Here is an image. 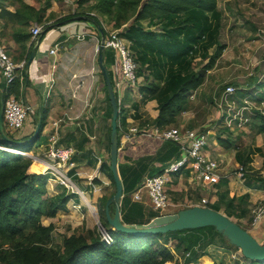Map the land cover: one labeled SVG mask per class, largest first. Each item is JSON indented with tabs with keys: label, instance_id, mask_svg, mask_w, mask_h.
Listing matches in <instances>:
<instances>
[{
	"label": "trees",
	"instance_id": "obj_1",
	"mask_svg": "<svg viewBox=\"0 0 264 264\" xmlns=\"http://www.w3.org/2000/svg\"><path fill=\"white\" fill-rule=\"evenodd\" d=\"M5 1V0H0ZM18 1V0H17ZM87 0H78V3ZM92 8L97 14L104 17H111L114 12L124 15L126 8L134 12L135 21L146 19H159L165 21L167 35L171 36L180 32L182 27H176L175 22H171V18L179 15H189L194 17L197 14H213L216 9L217 0H94ZM8 3V2H7ZM0 4V17L11 20L18 24L12 31V38L15 42L25 50L23 57V65L15 70L16 75L12 81L5 83L4 80L0 84V99L2 102L9 96L18 99L21 95V89L28 83L27 75H24L23 66L28 57L29 50L34 43L32 39L27 48L25 43L30 38L29 31L26 28L32 23L41 25V28L48 24L42 22L43 16L40 9L19 0L18 5L14 7V11L10 12ZM72 16H83L80 21L86 19L91 21L95 26L100 27V23L96 17L80 13L67 14L55 21H61ZM193 25L194 23H188ZM193 27V26H192ZM101 28V27H100ZM43 36V35H42ZM40 37V39L42 38ZM122 36L130 40L140 42L142 32H138L136 28H129ZM39 39V40H40ZM182 41V40H180ZM158 41L149 40V44H156ZM176 42V41H175ZM174 43H164L166 47H175ZM220 47H218V51ZM171 58H178L180 47H176ZM182 51V50H181ZM218 51L209 56L207 62L198 70H190L187 73H172L158 87L157 84H142L137 90L144 98L153 99L156 102L157 113L154 118H149V124L158 128L175 126L180 112L185 110L187 104V95L191 91L200 86L204 80L205 71L210 69L218 56ZM168 52V51H167ZM165 52V54H168ZM112 51L103 48L102 61L107 70L110 82L112 78L109 66L112 62ZM141 59V57H140ZM134 61H137L134 55ZM137 63V62H136ZM100 72V70H99ZM138 74V70H136ZM102 77V74L100 72ZM103 100L105 107L101 113V117L110 118V106L105 92L102 80ZM240 93V92H238ZM262 101V100H261ZM45 110L41 107L39 113L36 112L33 120V127L39 115V130L36 136L30 140H26L32 131L20 137L13 134L17 130H9L2 121V132H0V263L2 264H163L164 261L171 258L168 246L181 253L183 261L181 264H189L197 261L198 257L205 254V248L208 245H215L225 249H237L230 245L226 239L218 233L213 226H203L197 228H186L181 230L168 231L165 233H156L152 235L136 236L124 234L111 229L105 220L103 205L107 197L114 191V184L108 169V163L101 165L108 174L113 190L110 195L100 198L101 216L99 218L101 226L110 236L111 242L105 243L101 240L99 233H93L92 230L85 232L70 233L62 238L59 246L52 247L49 244L50 232L52 229L51 219L57 211H64L66 203L70 198H74L73 194H65L64 192L50 196L46 190L45 173L28 172L30 159L3 148H10L20 151H27L33 145L38 144L40 139V131L45 118ZM133 117L137 118L138 114ZM253 119H257L255 123L256 132H264V114L259 111L255 112ZM118 126L125 127L124 116L117 115L116 131H117V147L119 142ZM11 141H21L18 144L10 143ZM86 141L82 137L74 144L75 151L79 152L81 157H89L90 149H85L83 144ZM217 143L223 148H229V144L220 138ZM109 146V123L107 125V135L105 147L108 153ZM76 154V153H75ZM75 156V155H74ZM74 156L72 159H74ZM118 156V152H117ZM179 156L178 146L170 141H162L158 148L151 154L141 155L131 161L124 157L123 161H118L117 169L122 184V197L119 206V215L123 223H145L154 216L156 212L146 210V208L138 201L130 198L131 192L139 185L143 176L158 175L165 171L170 160ZM93 160L92 158H89ZM88 160V158H87ZM91 161H89V164ZM242 170L245 167V160L242 161ZM36 167V166H35ZM30 168V166H29ZM183 169H179L172 176L177 175ZM244 172L242 173V175ZM91 182L98 184L97 178L91 179ZM198 201V199H197ZM195 201V202H197ZM208 207V205H207ZM185 208V207H184ZM210 208V207H209ZM217 211V207L211 208ZM179 210V209H178ZM108 211L113 212V205L108 206ZM244 214V209L241 210ZM42 219L49 221L43 224ZM236 223V222H235ZM246 260V258L243 257ZM204 260L209 264L207 257ZM264 263V261H254ZM173 264H178L176 261Z\"/></svg>",
	"mask_w": 264,
	"mask_h": 264
},
{
	"label": "rangeland",
	"instance_id": "obj_2",
	"mask_svg": "<svg viewBox=\"0 0 264 264\" xmlns=\"http://www.w3.org/2000/svg\"><path fill=\"white\" fill-rule=\"evenodd\" d=\"M29 1L32 4H34V2L36 3L37 8L35 9H40L39 11L43 16L42 22H46L45 24L55 23L57 18L67 14L71 15L73 13L83 12L84 14L96 17L104 33L117 30L122 36L123 33L131 27L136 28L138 32H142V39L140 42L122 36L128 42L129 48L137 58L136 68L138 70V85L135 84L125 87L127 91H131L130 89L135 90L142 84L155 83L160 87L172 73L184 74L190 70L196 71L204 65L208 57L218 51V47H220L214 64L210 69L205 71L204 74L202 87H204L208 93L212 91L210 96L208 95L206 99L207 96L204 97L199 93H197V95H194L192 93L193 91L190 92V94L188 93V101L185 110H182L184 112H182L180 118L183 120L186 119V116H189L190 119L204 118V123H207L206 125L210 123V125L216 127V133L218 135L222 136L224 139H229V136L234 138L233 144L235 146H240L242 154L245 152L248 143L246 142L247 140L242 137L241 133L243 130L239 129L240 132L233 134L232 131H228L222 122V111L218 107V95L225 86L230 85L234 88L233 93L230 95L234 105L238 106L243 100L246 101L248 109L245 111H250L251 113L248 115L249 119L245 123L246 127H255V123H257V119H253L255 112L260 110L264 113V0H217L216 9L213 14H197L194 17H189V15L174 16L171 18V22H175L174 24L177 25L176 27L182 28L179 33L173 36H171V34L167 35V28H165L166 25L164 24V20L154 18L135 21L133 17L134 12H131L130 9L128 10L127 8L125 10L127 12H125L124 15L119 14V12H114L111 17L107 18L97 14L91 9L92 5L95 3L94 0H87L80 4L78 0ZM143 1L146 0H139V2ZM18 2L19 0H5L0 1V4L15 7L18 5ZM47 9L49 11L46 13ZM85 21L89 20L86 19ZM191 21L194 23L192 25L193 27L188 24L191 23ZM37 25L40 26V24ZM95 32L97 34L98 30L95 29ZM150 39H154L158 42L156 44H149ZM168 42H175V47H166L164 43ZM97 45L98 44H96V47ZM177 46L180 47V51H178L179 57L176 59L171 58V55L176 52L175 48ZM165 52L168 54H165ZM95 53H97V50ZM11 58L16 61L14 56ZM97 76L98 85L94 87V93L89 97V106L85 109V113H91V116L93 114L92 108H95L99 113V111H102L105 107L102 77L99 72V67ZM97 91L99 94H97ZM141 99L147 98L142 96ZM133 114H136L135 111ZM91 116H88L86 118L87 120L83 119L84 122L86 123V121H89L90 125L94 123L95 127H97L94 128L96 129L95 135L98 136V134L100 135L102 133V136L105 135L104 138H106L109 120L106 117L105 120H103L100 116H95L94 118ZM28 117L29 113L27 112L21 127L27 122ZM148 119L149 118L145 117L140 123L139 128L148 129ZM182 126L196 129L195 126L188 125V123ZM142 137L143 139L138 141V151L143 155H146V153H153L162 142L156 138L144 135H142ZM96 139L97 137L93 139L92 144H90V149L93 152L92 156H94L91 158L94 159H78V161L83 164L82 171L84 175H82V179L84 181H81L83 184L79 185L81 182L79 183L76 181L77 178L75 175L69 172L68 176L75 187L67 185L66 187L63 184H57V186L59 185L58 187H62L66 190V194L74 195L72 201L78 204L79 208L78 210L73 209L68 201L65 210H60L51 219L52 229L50 232L49 244L52 245V247L59 246L62 238L72 232L79 234L86 230H92L93 233H99V235H101L99 218L101 216L102 206L100 205V198L110 195L113 187L106 170L101 167L103 163L104 165L108 163L107 149L104 145V150L100 151ZM104 140L106 142V139ZM130 142L119 151L118 161H123L124 157L128 158V161L132 160L130 153L127 155L124 154L125 151L135 145L134 142ZM3 150L5 149L3 148ZM89 161H91L90 164ZM85 164H88V166ZM93 178H97L99 183H92L91 179ZM165 186L166 192L169 193L168 182ZM55 187L54 184L53 187H46L48 193H52ZM190 197L189 195L184 196L183 193L175 192L174 195L168 199V205L161 212L173 213L178 209L192 206L199 198V194L192 192V199ZM88 205L91 206V211L88 210ZM42 223L46 225L49 221L42 219ZM239 226L247 230L245 224H239ZM257 241L261 242L262 237L257 239ZM170 243L169 241V244ZM169 244L166 246L169 249L171 258L164 261L163 264H173L175 261L181 264L183 261L181 253L172 250L168 246ZM233 251L239 253L238 248L230 250V252ZM201 256L198 257L197 261L189 264H198V260L199 264H207L204 260L205 256ZM212 264H225V259L217 258ZM228 264H232V262L228 261ZM240 264L264 263L253 262L247 259L243 260Z\"/></svg>",
	"mask_w": 264,
	"mask_h": 264
},
{
	"label": "crops",
	"instance_id": "obj_3",
	"mask_svg": "<svg viewBox=\"0 0 264 264\" xmlns=\"http://www.w3.org/2000/svg\"><path fill=\"white\" fill-rule=\"evenodd\" d=\"M23 2L37 8L35 2L34 4L29 0H24ZM4 8L10 12L14 11V7L11 5H7ZM48 11L47 9L46 13ZM34 24L32 22L26 28L27 32ZM16 27H18L16 22L0 17V42L5 48L7 55L10 58L14 56L15 62L19 63L23 60L26 49L23 50L20 44L12 38V31ZM95 29L97 27L92 22L74 20L49 28L38 41L34 56L26 71L28 83L22 87L21 95L17 99L28 107L27 112L29 113V117L23 127L13 134L15 137L29 134L34 128L33 120L35 119L34 115L36 112L39 113L41 107L46 111L38 144L33 145L29 150L25 151L31 161L29 166L32 164L30 169L28 166V172L38 173L39 170L37 169H43L42 152L47 144V137L49 135L54 136L56 145H70L73 148H75L74 144L79 139L85 137L86 141L83 144L85 149H90L92 140L97 137L96 142L99 145V150H104L106 143L104 140L106 139L104 138L105 135L102 136L101 133L96 136V129L94 128L97 127H95V124L90 125L89 121L85 123L83 120L91 116V113H85V109L89 106V97L94 93V87L98 85L97 53H95V47L98 44V33L96 34ZM31 40L30 35L29 40L25 43V48L28 47ZM51 47L55 49L53 54L47 52ZM2 81L3 78L0 74V84ZM77 81L81 82L79 87H75ZM202 85L203 82L193 90V94L197 95L199 93L204 97L207 96V99L212 91L208 93ZM130 90L123 89L121 91L119 97V112L124 116L125 127L135 126L139 128L140 123L145 117H155L157 113L155 107L156 102L153 99H141L142 94L137 89ZM102 111L98 113L95 108H92L93 114L91 117H101ZM134 111L139 115L137 118L133 117ZM182 112H180L175 126H182L188 123V125L195 126L196 130L206 133L207 144L203 152L217 163L220 177L216 183L200 185L191 180L188 169H183L182 172L175 176L170 174L168 180L169 193L166 192L168 199L175 192L183 193L184 196L189 195L191 199L192 192L197 193L199 194L198 200L200 198L206 199V206L208 205L210 208L216 206L218 212L236 222L238 225L245 224L247 226L246 231L256 240L261 237L263 240L264 216L256 225H251V210L256 203L264 200V132H256L254 126V128L245 126L231 130L233 134L240 132L239 129L243 130L241 133L242 137L247 140L246 142L248 144L245 152L242 154L240 146L233 144L234 138L230 136L228 137L229 139L222 138V136L216 133L215 126L210 125V123L208 125L204 123V118L190 119L189 116H186V119L183 120L180 118ZM38 118L39 115L37 114ZM150 126L149 124L148 128ZM217 138L227 142L229 148H223L219 145ZM142 139V135H135L130 140L135 145L125 151L124 154L127 155L130 153L132 159L143 155L138 151V141ZM130 141L124 143L120 149H117V158H119V151ZM90 151L92 152L91 149ZM75 152L76 154L73 159L74 165L68 172L75 175L77 178L76 181L80 183L84 181L82 179L84 172L82 171L83 164L78 159H89L94 156H92L93 152L89 157H81L78 151ZM243 160H245L246 168L242 170V173L244 172L242 175L241 172H238V169L239 167L242 168ZM34 161H37V164L33 165ZM85 165L88 166V164ZM40 172L44 173L42 170ZM82 182L79 185H82ZM46 183L45 187H53V184L56 186L53 188L52 193H48L47 191L48 195L53 196L61 192L66 194V190L58 187L59 185L57 186V184L59 183L51 175L47 177ZM66 183L68 186L75 187L73 182L66 181ZM68 201L69 203L74 202L72 198ZM138 202L146 210L156 212L151 208L144 191H141ZM242 209H244V214H241ZM88 210L90 211L89 207ZM156 213L157 215H162L172 212ZM230 250L215 245H208L205 248V254L203 256L208 258L210 264L217 258L225 259V264H228V261H231L232 264H240L245 260L239 254L240 252H230Z\"/></svg>",
	"mask_w": 264,
	"mask_h": 264
},
{
	"label": "built area",
	"instance_id": "obj_4",
	"mask_svg": "<svg viewBox=\"0 0 264 264\" xmlns=\"http://www.w3.org/2000/svg\"><path fill=\"white\" fill-rule=\"evenodd\" d=\"M40 29L41 26L37 24L29 28L32 39L37 36ZM103 47L112 51L113 59L109 66V71L112 78V87L116 98L117 110L119 112V97L121 91L125 89V87L135 84L138 85L136 62L134 61V54L129 48L128 42L117 30L104 33ZM54 51L55 49L52 47L47 50L49 54H53ZM23 62L22 60L17 63L12 60V58L7 55L5 48L0 42V74L6 84L14 79L16 75L15 70L21 68ZM80 85L81 82L77 81L75 87H79ZM233 91L234 88L227 85L218 95V107L222 111V122L230 131L234 128L244 127L249 119L248 115L251 114L250 111H245L248 109L245 100L238 106L234 105L233 100L230 98ZM27 111L28 107L21 101L16 100L12 96L7 97L3 101L2 106L3 124L12 131L19 129L23 124ZM259 112L263 114V111L259 110ZM118 130L119 142L117 149H120L124 143L132 140L137 134L156 138L160 141H170L178 146L179 156L168 162L163 173L143 176L139 185L131 192V199L138 201L141 191H144L151 208L158 213H161L169 203L165 184L168 182L171 173L179 169H188L191 180L200 185L213 184L219 180L220 176L217 163L203 152V148L207 144L205 132L184 126L158 128L153 125L148 129H139L135 126H118ZM4 149L10 152H16L24 157H29L24 151L10 148ZM75 153V149L70 145H56L54 136L49 135L47 137V144L42 152V161L46 165L43 172L48 176L51 175L59 184L66 186V181L72 182L68 176V171L74 165L72 158ZM238 172L242 173V168L239 167ZM70 205L75 210L79 208V205L74 202H70ZM194 205L206 206V199L200 198ZM263 216L264 200L256 203L252 208L251 225H256ZM100 238L107 244L111 242L110 236L102 231Z\"/></svg>",
	"mask_w": 264,
	"mask_h": 264
},
{
	"label": "water",
	"instance_id": "obj_5",
	"mask_svg": "<svg viewBox=\"0 0 264 264\" xmlns=\"http://www.w3.org/2000/svg\"><path fill=\"white\" fill-rule=\"evenodd\" d=\"M83 16H72L65 18L55 23H49L41 28L37 36L34 38V43L29 50L28 57L23 66L24 75H26L27 67L32 60L40 37L51 27L65 24L70 21L79 20ZM98 30V45H97V65L102 74V80L105 87V92L110 106L109 118V146H108V169L114 184L113 193L106 198L103 205V212L107 225L118 232L136 236L152 235L156 233H165L168 231L181 230L186 228H197L203 226H213L226 241L238 248L240 255L248 260L264 261V239L258 242L246 230L241 228L237 223L227 218L220 212L213 210L207 206L192 205L181 208L173 213L157 215L149 219L145 223H123L119 215L120 200L122 197V184L117 169V103L113 91L110 78L102 61L103 39L104 32L100 27ZM2 106L3 102L0 99V132H2ZM39 118L34 124L32 133L26 140L32 139L37 135L39 130ZM10 143L18 144L21 141H11ZM113 205V212L110 214L108 206ZM103 233L105 229L100 226ZM107 234V233H106Z\"/></svg>",
	"mask_w": 264,
	"mask_h": 264
},
{
	"label": "bare ground",
	"instance_id": "obj_6",
	"mask_svg": "<svg viewBox=\"0 0 264 264\" xmlns=\"http://www.w3.org/2000/svg\"><path fill=\"white\" fill-rule=\"evenodd\" d=\"M41 163H42V162H41ZM34 164H37V161H34V162H33V165H34ZM31 166H32V164L30 165V167H31ZM42 166H43V169H37V170H39L38 173H41L40 170L43 171V170L45 169V163H44V165H42ZM29 169H30V168H29ZM88 207L90 208V211H91V206L88 205Z\"/></svg>",
	"mask_w": 264,
	"mask_h": 264
}]
</instances>
